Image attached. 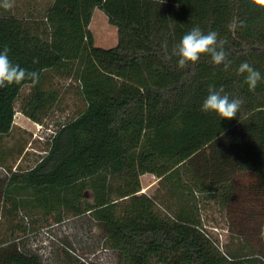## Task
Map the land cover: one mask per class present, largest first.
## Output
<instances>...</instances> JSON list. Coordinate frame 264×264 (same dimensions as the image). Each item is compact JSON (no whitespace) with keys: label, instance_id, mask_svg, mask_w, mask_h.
Returning <instances> with one entry per match:
<instances>
[{"label":"trees","instance_id":"trees-1","mask_svg":"<svg viewBox=\"0 0 264 264\" xmlns=\"http://www.w3.org/2000/svg\"><path fill=\"white\" fill-rule=\"evenodd\" d=\"M96 7L117 27L114 46L94 43ZM195 25L219 33L227 69L207 55L185 68L169 58ZM4 46L40 79L0 89V136L27 86L21 110L35 122L58 101L57 76L78 82L84 106L34 166L0 170V264H44L27 238L84 215L105 220L114 264H264V80L249 91L237 73L246 61L264 76V9L250 0H15L0 7ZM211 84L243 99L235 118L201 110ZM147 173L171 193L168 209L140 194ZM209 207L236 235L225 246L203 227Z\"/></svg>","mask_w":264,"mask_h":264},{"label":"rangeland","instance_id":"rangeland-1","mask_svg":"<svg viewBox=\"0 0 264 264\" xmlns=\"http://www.w3.org/2000/svg\"><path fill=\"white\" fill-rule=\"evenodd\" d=\"M44 4V3H42ZM94 36L95 45L111 47L118 42L117 27L108 21L107 15L95 8L89 26ZM55 88L59 91L58 101L48 109L40 123L33 121L21 110L23 100L29 94L27 86L21 92L17 103V112L12 130L0 136V170L5 167L28 169L34 166L45 154L47 139L58 129L61 123L75 117L84 106L77 90V81H71L60 76L54 77ZM160 179L154 174L141 176L142 189L140 194L157 198L163 210L172 205L166 188L163 189ZM90 194V193H89ZM203 227L218 240L219 245L229 243L230 221L225 213L214 207L200 208ZM102 217L84 215L70 217L61 224H53L40 229L29 236L25 248L37 251L42 256L44 264H114L118 261V249H114L104 241L103 230L98 224L104 223ZM110 244V243H109ZM113 248V249H112Z\"/></svg>","mask_w":264,"mask_h":264},{"label":"clouds","instance_id":"clouds-1","mask_svg":"<svg viewBox=\"0 0 264 264\" xmlns=\"http://www.w3.org/2000/svg\"><path fill=\"white\" fill-rule=\"evenodd\" d=\"M15 0H0V7L5 10L14 7ZM255 7L264 9V0H250ZM232 27V25H229ZM224 40L214 30L203 31L199 25H195L189 32L184 34L180 41L173 46L170 57H177V66L185 68L189 64L199 62L202 55L210 56L211 62L217 66L224 65L227 69L231 65L228 60V53L224 47ZM162 47L167 50V42ZM10 49L4 46L0 51V89L19 84L23 81H31L33 86L39 83L40 73L29 71L19 64H14L9 58ZM37 62L34 60V63ZM237 73L244 76V83L249 91H254L258 84L264 80V76L248 62H242L237 68ZM244 103L241 98H231L225 93L224 87L219 88L211 84L208 87V94L203 100L201 110L203 112H214L222 119L231 120L236 117L241 105Z\"/></svg>","mask_w":264,"mask_h":264},{"label":"crops","instance_id":"crops-1","mask_svg":"<svg viewBox=\"0 0 264 264\" xmlns=\"http://www.w3.org/2000/svg\"><path fill=\"white\" fill-rule=\"evenodd\" d=\"M38 1H40V2H41L42 0H38Z\"/></svg>","mask_w":264,"mask_h":264}]
</instances>
